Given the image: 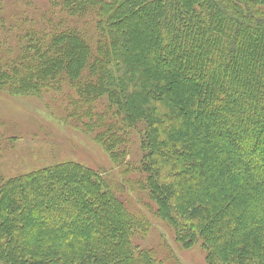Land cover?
I'll return each instance as SVG.
<instances>
[{
    "label": "trees",
    "instance_id": "1",
    "mask_svg": "<svg viewBox=\"0 0 264 264\" xmlns=\"http://www.w3.org/2000/svg\"><path fill=\"white\" fill-rule=\"evenodd\" d=\"M35 1L0 0V90L42 97L69 86L70 117L123 173L145 175L141 189L178 244L200 243L207 264H264V0H46L39 7ZM88 17L90 37L81 29ZM123 19L127 36L116 31ZM6 21L20 30L14 46L4 36ZM137 41L139 55L121 50ZM65 47L68 56L57 57ZM164 47L189 58L181 87L172 69L177 59L162 69ZM247 48L261 69H242ZM76 49L84 52L78 61ZM143 57L154 60L145 69ZM242 87L253 94L240 96ZM105 98L116 111L111 120L91 108ZM141 123L139 166L129 160L124 132ZM61 174L70 185L55 199ZM79 186L96 189L90 204ZM42 189L50 193L43 202ZM119 192L103 171L71 161L9 179L0 174V264H159L152 250L134 246L150 222Z\"/></svg>",
    "mask_w": 264,
    "mask_h": 264
},
{
    "label": "rangeland",
    "instance_id": "2",
    "mask_svg": "<svg viewBox=\"0 0 264 264\" xmlns=\"http://www.w3.org/2000/svg\"><path fill=\"white\" fill-rule=\"evenodd\" d=\"M45 1L46 0H36L35 5L39 7L43 5ZM239 3H244V0H239ZM21 5L22 4H20V6ZM46 8H49V5H47ZM6 11L7 14H10L11 9L7 6ZM151 11L153 12V9H151ZM128 22V20L124 19L121 20V22H116V31L118 34L128 35L126 28ZM12 23L11 21H6L5 25H3L4 28L9 30L4 36L8 37V45L10 46L16 44L20 31L17 30L18 28L13 27ZM82 24V31L88 33L89 35L87 37H90L94 29L92 19L88 17ZM41 26H44V24L41 23ZM1 27L2 24L0 23V29ZM0 38H2L1 31ZM162 38L163 41H165L164 35ZM141 44L140 41H137L135 45L125 43L121 46V50L127 54L132 52L133 55H139L138 46ZM147 47L150 46L147 45ZM65 48H62L61 53H58L57 57L68 56L69 52L67 53V48L66 50ZM77 49L74 53L76 61H78L84 53L83 51L79 52ZM243 51L246 53V61L242 69L255 66H257V69H261L260 64L257 63L258 56H250V48ZM11 53L14 54V52ZM159 54L166 58L167 63L165 64L168 67H165L164 64L162 66L163 70H168L169 60L173 61V59H177V62L172 65V69L176 73V76L174 75L175 88L181 87L180 74L182 75L183 73L182 67L189 63V58L187 56L180 57L181 55L177 50H171L169 47L161 48ZM140 60L142 69L146 68L147 62L154 61L153 58L150 57H143ZM190 62H192V59H190ZM185 71L189 73L188 76L192 75V77H194L193 71L189 69H185ZM167 81L169 83L170 80L168 79ZM146 84L143 78L140 79V87L147 88L148 85L146 86ZM159 89L158 87V91H154L156 97L160 95L159 93L161 90L159 91ZM254 89H256V87H254ZM181 90L182 89L179 91L181 92ZM238 91L240 96L241 94L252 95L254 92L252 87H242V89L240 88ZM168 96L173 98L175 97V93H169ZM183 96L182 102H188V95L184 93ZM73 99H75L74 92L69 86H65V84L62 85L60 91L48 90L43 93L42 97L12 95L7 90H0L1 176L5 179H9L48 167L52 164L68 161L79 163L96 171H103L106 177L108 179L110 178L111 182L121 189V192L118 193V198L124 202L125 206L129 210L136 211L138 212L137 214L145 216L150 222V227L146 234L139 233L133 238L135 247L152 250L159 264H207L206 253L200 247V243L190 249L183 248L182 245L176 242L172 228L166 222L158 219L152 212L153 209L156 210V206L149 198L148 193L141 189L140 185L145 175L137 171L135 173H123L124 169L114 165L109 153L95 142L93 136L85 134L81 130L82 128L78 126V122L70 117L73 108L70 106V100ZM91 108L96 114L99 112L105 113V117H108L110 120L113 119V117H117L115 114L116 111L114 109H109V103L106 98L94 103ZM242 111L243 110L237 111V113L242 114ZM202 119L207 121L204 117H202ZM195 124L196 121L192 122L193 126ZM145 129V123H141L131 129L129 135H127L126 131L124 132L125 139L128 137L129 140L128 143H126L131 153L129 160L136 165L139 164V166L143 158L142 146ZM61 178L64 182L63 187L58 185L52 191V195L55 199H58L59 195L64 193L70 185L63 174L59 176V179ZM77 189L87 195L85 204H90L92 195H97V191L93 186H79ZM49 194L42 189L39 193L40 199L38 200H42L43 202L47 199ZM35 201L37 200L34 199V202ZM85 204L81 208L82 211H85ZM13 205L14 203L11 202L9 207L12 209ZM106 208L109 209V207ZM108 218H110V214L106 211V214L103 215L105 224ZM76 219H79V217H72L73 221ZM97 219L98 221H102L100 217ZM35 221L36 223L42 222L40 219H35ZM83 222L84 224H88L90 220L84 219ZM67 225L71 226L72 222H68ZM111 226L113 227V224Z\"/></svg>",
    "mask_w": 264,
    "mask_h": 264
}]
</instances>
